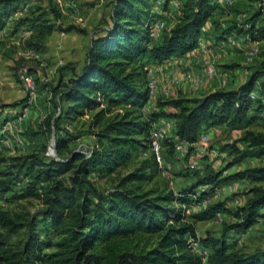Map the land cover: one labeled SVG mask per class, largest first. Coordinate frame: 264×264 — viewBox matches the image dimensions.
Returning a JSON list of instances; mask_svg holds the SVG:
<instances>
[{
  "label": "trees",
  "instance_id": "trees-1",
  "mask_svg": "<svg viewBox=\"0 0 264 264\" xmlns=\"http://www.w3.org/2000/svg\"><path fill=\"white\" fill-rule=\"evenodd\" d=\"M154 1L112 0L110 13L90 35L80 70L71 65L73 74L51 89L56 98L53 105L58 106V100L61 107L58 120H71L97 108L89 121L95 137L90 153L71 148L69 141L73 136L63 128L57 129L55 135L58 158L30 152L0 159L10 162L8 167L0 168V192H12V200L37 197L42 204L36 211L0 209V264H264V249H229L225 239L227 230L239 233L260 216L264 188H255L246 205L235 211L223 201H215L186 215L172 203L199 200L227 177H220L219 171L203 175L196 172L189 185L176 192L142 189L140 182L150 181L158 168L154 153L105 191L96 187L90 177L91 173L102 177L125 165L132 157L130 146L148 141L151 124L164 114L174 119L177 140L192 143L207 126L225 125L228 129H241V139L247 143L244 149L231 143L230 153H236L235 161L247 156L264 157V135L249 127L253 119L264 118V101L257 93L251 96L252 91L264 92V52L246 79L235 87L215 89L200 96L177 95L157 100L174 109L147 120L128 109L106 117L112 104L146 103L144 58L161 61L192 50L214 6V0H181L175 22L152 43L150 26L158 17L152 9ZM169 1L164 0L163 9ZM26 2L0 0V27ZM39 2L28 5L27 13L13 19L14 28L26 26L31 30L26 41L36 49L60 28L57 20L62 16L55 0ZM260 16L264 17V6L235 30L248 35L251 41L264 40V23L257 24ZM233 28L222 29L220 37L224 39ZM76 30L86 33L83 28ZM51 119V114L45 119L48 127ZM137 135H142L141 139ZM20 173L27 183L15 191ZM229 176L264 180V164ZM42 181L47 184L41 191L38 183ZM202 184L210 187L194 196L195 189ZM220 211L232 214L236 220L224 224L221 236H198L196 222ZM20 230L18 240L8 241ZM189 237L210 247L204 261L192 249Z\"/></svg>",
  "mask_w": 264,
  "mask_h": 264
},
{
  "label": "rangeland",
  "instance_id": "rangeland-1",
  "mask_svg": "<svg viewBox=\"0 0 264 264\" xmlns=\"http://www.w3.org/2000/svg\"><path fill=\"white\" fill-rule=\"evenodd\" d=\"M82 1L93 0L78 1L79 5L77 4L74 10L65 8L61 19L57 20L60 28L54 31L38 49L27 43L26 39L29 34V29L26 26L21 27L17 33L11 35L10 29L13 18L6 19L8 26L7 34L2 35V37L0 36V106L14 104L24 98L25 90L21 86L19 76L23 72H31V69L35 73L31 72L36 80L38 96L36 102L29 107L25 116L21 118L20 123L17 125L21 130L13 129L8 133L10 139L8 140L9 146L3 144L0 149V159L10 155L30 152H37L46 158H58L56 152L52 154L50 146L52 143L55 146L56 130H63V128L68 131L71 137L73 136L69 141L71 148L88 153L94 144L95 137L92 134L93 128L89 127V121L91 115L97 108L88 110L84 115L74 117L71 120L66 117L58 120L56 116L59 114L61 107L58 100V106L53 105V100L56 98L51 93L53 86L58 87V83L73 74L72 69L69 68V64H74L75 62L71 60V57L75 58L76 63L82 61L84 55L83 48L87 45L86 42L90 44V36L87 31L81 35L76 29L83 28L86 30L88 28L92 31L100 27L103 18L109 14V12H103L104 14L100 23L98 22L93 26L91 24L85 25V21L88 18H85L86 16L82 12ZM107 1L102 0L101 3H106ZM180 1L170 0L165 9H163L164 0L154 1L153 12L158 15L157 20L163 21V26L157 36H151L152 43L159 40V35L162 31L169 28L175 22ZM34 3L40 2L39 0H28L26 2L27 5L24 6L25 9L19 8L20 11L13 13V17L20 15L21 11L24 14L27 13L28 5H33ZM263 6L264 0H228L222 2L214 0L213 11L209 18L212 26L207 33L204 32L203 38L206 49H197L195 54L179 60L177 67L172 64H167L165 67L161 66V64L155 66L156 73L154 75L158 78L157 92L148 94V99L144 105L112 104L106 117H111L115 113H121L128 109L133 111V115L147 120L157 113L161 114V112L163 113L164 111H169V109H174L167 105H160L157 100L174 97L172 94L177 91L180 93L178 95H189V97L205 92L202 91L204 87L200 85L196 87L188 82L180 84L168 82L170 77L176 76L177 73H181L186 69H190L193 74L201 78L200 84H202V81L216 80L218 81L216 83L217 85L211 84V87L213 86L216 89L235 87L240 81L246 79L254 65L262 58L264 52V40H259L257 50L249 53L251 40L248 35L237 32L235 28L250 17L253 12ZM257 22L258 25L263 24L264 17H258ZM230 27H234V30L229 34L236 37L234 44L226 39L228 35L224 39L220 37V31ZM80 36L83 37L81 45L78 44ZM74 47H77L76 51ZM34 49L40 53V58L31 56L30 51ZM53 50L60 51L53 53ZM65 50L68 51V55L64 54L63 51ZM53 57H56L54 61H52ZM207 63L216 66L217 73L215 75L206 76L202 74L203 67ZM48 77H50V80H48ZM223 78L225 79L224 82H222ZM161 81L162 84L160 83ZM160 84L161 87L159 86ZM183 85L186 87H182ZM42 89H46L48 92L47 96L40 99ZM159 89H166L168 93H162ZM255 93L260 95L264 101V96H262L264 92L258 93L257 91ZM5 109L2 108L0 110V118L3 116ZM50 114L52 116V123L50 122V126L48 127L45 119ZM169 117L165 114L160 115L156 117L154 122L161 124L166 119H169ZM249 127L254 132L264 135V118L253 119ZM174 130L175 125L171 123L167 128L166 136L161 141V152L167 167L163 170H159L158 168L154 169L155 174L150 181L140 182L142 189L157 188L158 190L164 191L169 189L176 192L179 188L188 186L192 180L191 176L196 172L203 175L209 171H219L221 173L220 177H227V179L216 184V189L213 187L208 195L203 196L199 200L189 204L172 203L175 206H180L182 211L188 215L215 201H223L228 208L235 211L246 205L249 197L253 195L255 188H264V180H250L248 178L242 180L238 177L229 176L236 171H242L248 167L264 164L263 156H247L239 161L234 160L236 153H230L231 143L235 142V145L242 149L247 146V143L241 139L243 135L241 129H228L225 125H219L208 131H204L201 133V135H207V142L204 144V147L198 145V143L195 145L190 144L186 146L183 154L175 151L174 143L177 139L174 136ZM16 137H19V146L16 145ZM136 137L141 139L142 135H137ZM43 145L45 148H43ZM130 147L132 157L125 165L117 167L114 171L102 177L97 178L94 173L90 174L96 187L102 191L113 187L120 176L126 174L136 167L142 159L153 153L148 146L147 139L144 144H135ZM9 163L8 160L0 161V168L8 167ZM26 183V179L20 173L13 189L20 191ZM46 184L47 182L45 181L39 182V189L42 191ZM208 187H210L209 184L200 185L195 189L194 196L202 191V189H207ZM11 193L0 192L1 210L36 211L42 207L41 201L37 197L12 200L10 198ZM260 216L256 218V221L251 226L245 230H240L239 233L235 229L226 231L225 239L229 244V249L241 250L243 252L264 249V208L260 210ZM186 218L190 219L189 216ZM235 220L236 218L226 211L216 212L211 218L196 222L197 234L201 237L207 234L213 235L214 237L221 236L224 230V224L231 223ZM21 234L22 230L10 236L8 241L15 242L20 238ZM194 251L201 255L209 253L211 249L208 246L198 243V247H195Z\"/></svg>",
  "mask_w": 264,
  "mask_h": 264
},
{
  "label": "built area",
  "instance_id": "built-area-1",
  "mask_svg": "<svg viewBox=\"0 0 264 264\" xmlns=\"http://www.w3.org/2000/svg\"><path fill=\"white\" fill-rule=\"evenodd\" d=\"M56 3L58 4V7L60 8L61 11H63L65 8H70V9H75L77 7V2L76 0H55ZM217 2H222V1H228V0H216ZM17 11H15V13H17ZM163 26V21L160 20H154L150 26V36H157L160 32V29ZM205 30V26L204 24L201 27V35L198 37V39L196 40V44L194 46V50L196 49H206V45L204 42V37L202 35L203 31ZM230 43H235L236 42V37L232 36V35H228L226 38ZM259 44L258 40H254L251 41V45H250V49H249V53H253L257 50V45ZM31 56L35 57V58H40V53L37 52L35 49L30 51ZM167 59H170V64L174 65L175 67H177V65L179 64V58L177 56H169L167 57ZM217 73V68L216 66H214L211 63H207L204 67H203V71L202 74L206 75V76H213ZM169 78V77H168ZM20 79V83L22 88L25 90V94H24V98L21 104H19V108L10 116L8 115H3L0 118V149L3 146V144H7L9 146L8 140L9 139V135L8 133L11 132L13 129L16 130H21L20 127H18L17 125L20 123V120L23 116H25V114L27 113L29 107L31 105H33L36 102V98L38 96V89H37V85H36V80L35 77L33 76V74L31 72H23L20 74L19 76ZM225 79H222V82H224ZM168 82H175V83H185L188 82L189 84H191L192 86H199L201 83V78L197 77L195 74L192 73V71L190 69H186L185 71L181 72V73H177L176 76H172L168 79ZM158 78L153 75V74H147V83H146V87L148 90V94H154L155 92H157L158 90ZM163 92L168 93V91L166 89H163ZM256 93L255 91L251 92V96L255 97ZM262 96H264V93L262 94ZM2 108H0L1 110ZM166 119V118H165ZM172 119V120H170ZM175 125V121L172 117H169V119H166L165 122L159 124L156 122H153L150 126V132H149V138H148V146L149 148L152 150V152L154 153V157L156 160V164L158 169H164L167 167L166 162L164 161L162 152H161V141L163 140V138L166 136L167 133V128L170 124ZM16 139H19L18 137H16ZM207 142V135L203 134L201 135V137H199V139L195 142H188L182 139L177 140L174 143V148L176 152H179L181 154H183L186 146L190 145V144H196L198 143V145H201L202 147H204V144ZM51 152L52 154L55 153V146L52 143L50 146ZM90 153V150L88 151V153H85L86 155H88ZM242 180H245L246 178H241ZM216 189V187H214ZM261 217V216H260ZM259 218V217H258ZM188 240L190 241V244L192 246V249L194 250L195 247H198V241H195L194 239H192L191 237L188 238ZM195 246V247H194ZM207 254H201V259L204 261L206 258Z\"/></svg>",
  "mask_w": 264,
  "mask_h": 264
},
{
  "label": "crops",
  "instance_id": "crops-1",
  "mask_svg": "<svg viewBox=\"0 0 264 264\" xmlns=\"http://www.w3.org/2000/svg\"><path fill=\"white\" fill-rule=\"evenodd\" d=\"M80 2V0H76V2H77V4L79 5V2ZM102 2V0H93V1H82V6H83V14L86 16L85 18H88L89 19V21H88V19H87V21H85L86 22V24L85 25H87V24H91V26H93L94 24H97L98 22H100V20L102 19V16H103V12H109L110 13V10H111V2H112V0H108L106 3H101ZM27 4L25 3V4H20L19 5V8H23V10L25 9V7L24 6H26ZM84 7H86V8H84ZM19 8H18V11H20L19 10ZM69 10H72V9H69ZM62 12V11H61ZM65 12V9L63 10V12L62 13H64ZM179 11H178V9H177V13H178ZM15 13V12H14ZM24 13L21 11L20 12V15H23ZM20 15H18V16H20ZM108 15V14H107ZM14 15H11V17H9V18H7V19H14L15 17H13ZM18 16H16V17H18ZM213 17V16H212ZM13 19H12V25H11V29H10V34L12 35V34H14V33H17L18 31H19V29L21 28V27H19V28H14L13 27ZM7 21V20H6ZM94 21V22H93ZM93 22V23H92ZM204 26H205V30L203 31V33H202V35H203V37H204V32H206L207 33V31H209L210 29H211V26H212V23H211V20H207L206 22H205V24H204ZM90 27V26H89ZM7 28H8V26H7V23L5 22V25L4 26H2V27H0V36L2 37V35H5V34H7ZM94 30V29H93ZM92 30V31H93ZM29 31V33H30V31L31 30H28ZM86 31H87V33H88V35L90 36L91 35V30H89L88 28H86ZM79 32V31H78ZM81 35H83V33H81V32H79ZM29 35V34H28ZM82 36H80L79 37V39H78V44L79 45H81V42H82ZM87 43V45L83 48V53H84V55H83V58H82V61H80L79 63H76V61H75V58L74 57H71L72 59V61L74 60V64L72 63H70L69 64V67H71V65H73L74 66V68L76 69V70H80V68L82 67V65H83V63H84V60H85V56H86V52H87V49H88V46H89V43L88 42H86ZM75 48V51L77 50V47H74ZM60 50H56V51H54L53 50V53L54 52H59ZM197 50L195 49H192V50H190V51H187L186 53H183V54H178V55H172V56H177L180 60L181 59H183V58H185V57H187V56H191V55H193V54H195V52H196ZM64 52V54L65 55H68L69 53H68V51L67 50H65V51H63ZM71 56V55H70ZM73 56V55H72ZM54 58V59H53ZM52 58V61H54L55 59H56V57H53ZM170 59H163V60H161V61H158V60H155V59H152V58H150V57H145L144 58V63H145V67H146V69H147V74H155L156 73V68H155V66H159L160 64H161V66H166L167 64H170V61H169ZM32 73H34L33 71H32V69L30 70ZM35 74V73H34ZM37 74V73H36ZM52 75V74H51ZM53 76V75H52ZM48 80H50V77H48ZM245 80V79H244ZM244 80H242V81H240L238 84H240V83H242ZM160 81V80H159ZM218 81H216V80H213V81H202V84H200V86H202V87H204V89L202 90V91H205V92H203V93H201V94H198V95H196V96H200V95H203V94H205V93H208V92H210V91H213V90H215L216 88L215 87H211V84H213V85H217L216 83H217ZM161 84H162V81L160 82ZM161 84L159 85L160 87H161ZM219 84V83H218ZM237 84V85H238ZM236 85V86H237ZM182 87H186V86H182ZM160 90V92H162L163 93V89H159ZM41 92H42V95L40 94V99L41 98H43V97H45V96H47V92H48V90H46V89H42L41 90ZM178 94H180V93H178V91L177 92H174L172 95L173 96H176V95H178ZM189 96V95H188ZM47 103V102H46ZM2 108H6L5 109V112L3 113V115L5 114V115H8V116H10V115H12L18 108H19V104H17V102H15L14 104L12 103V104H7V105H5V106H3ZM216 126H219V125H210V126H207L205 129H204V131H208V130H210L211 128H214V127H216ZM203 131V132H204ZM19 138V137H18ZM22 138V137H21ZM19 144H20V142H19V139H16V145L17 146H19ZM21 146V145H20Z\"/></svg>",
  "mask_w": 264,
  "mask_h": 264
}]
</instances>
